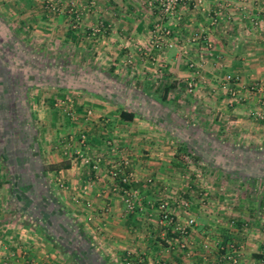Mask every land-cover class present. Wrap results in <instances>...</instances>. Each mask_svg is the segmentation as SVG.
Here are the masks:
<instances>
[{"label": "crops", "instance_id": "obj_1", "mask_svg": "<svg viewBox=\"0 0 264 264\" xmlns=\"http://www.w3.org/2000/svg\"><path fill=\"white\" fill-rule=\"evenodd\" d=\"M68 1L82 13L76 28L67 22ZM91 1L64 0L55 12L46 10L41 0H0V56L8 61V77L15 75L13 50L26 53L24 58L31 54L22 50L25 43L55 45L56 56L66 46L69 59L95 60L101 69L89 74L100 81L90 78L86 85L29 83L21 100L9 94L17 91L4 84L2 79L8 77L0 74V92H7L0 106L14 109L22 104L33 112L15 137L0 128V264H123L125 256L133 264H229L223 247L230 240L242 242L238 264H264V233L224 229L222 216L204 215L180 179L182 168L175 165L174 151L161 143L166 137L179 140L187 135L180 117L173 112L162 116L161 111L170 104L184 106L186 82L192 77L194 92L210 106L213 126L249 124L244 116L258 95L243 105L232 100L228 104L221 78L231 73L245 84L264 80V0H203L199 9L182 5L174 19H161L156 0ZM98 23L103 30L92 37ZM156 23L171 30L175 45L170 49L150 48V30ZM195 34L200 39L193 41ZM10 39L19 45L6 44ZM142 47L149 55L141 54ZM189 60L195 68L189 67ZM106 75L114 79L103 81ZM66 99L69 105L61 103ZM120 109L132 111L133 119H122ZM171 122L178 127L167 126ZM81 134L86 135L81 150L89 164L63 154L64 148L79 149ZM12 143H21V151L9 150ZM123 159L128 160L131 187L140 199L133 211L126 209L122 185L110 174ZM12 171L17 172L14 185L22 191H14ZM183 192L189 194V209L182 206ZM162 199L169 202L175 220L194 219L186 236L174 223H160ZM33 204L40 215L30 211ZM180 239L183 248L177 244Z\"/></svg>", "mask_w": 264, "mask_h": 264}, {"label": "rangeland", "instance_id": "obj_2", "mask_svg": "<svg viewBox=\"0 0 264 264\" xmlns=\"http://www.w3.org/2000/svg\"><path fill=\"white\" fill-rule=\"evenodd\" d=\"M41 1H43L42 6L46 10L58 12L60 9L58 5L64 0H48L52 4L48 8L45 7L47 4L46 0ZM73 6L74 4L68 1L64 8L67 22H69L70 26L71 19L74 17L73 10L75 9ZM189 6L196 9L192 4ZM76 12L81 16L80 14L82 13L80 11ZM2 20L4 18L0 17V21ZM97 25L99 26L101 24L98 23ZM91 36L94 37L96 35ZM20 39L18 38L17 41L19 42ZM10 40L6 44L16 48L18 43L16 44L13 39ZM206 47L207 50L208 48L211 49L209 45H206ZM26 49L31 53L26 58L23 57L26 53L18 51V48L13 50L11 66L12 72L15 75L11 76L12 78L8 77L7 73L9 72L4 69H7L6 63L8 61L5 60L3 54L0 56V74L4 73L8 77L6 84L12 86V89L17 91V93L11 91L14 93L13 96L18 95L19 90L25 93V85L29 83H38L43 86L55 85L56 87L58 85L59 87L57 88H66L69 85L73 86V84L86 85V83H89L90 78L96 79L97 81L101 79L99 76L89 75L92 71L93 73H96V71L100 72L101 69H99L98 61L84 60L82 59L83 57L76 61L69 59L66 53V46L63 47V52H61L62 54L60 56L55 55V51L58 48L52 44L45 45V47H38L34 43H29L28 45L25 43L22 50ZM145 50L148 51L149 49H143L142 47L139 51L143 54L142 51ZM84 73L85 75H83ZM224 77L225 75L221 78V81H223ZM85 78L87 80H83ZM239 78L238 89L240 90L239 95L241 98H232L224 88L223 90L227 96L224 101L229 104L232 100L231 102L233 104L243 105L246 100H249L253 96L257 97L258 95L256 102H254L249 111H246L247 115L244 116L245 120H249V124L243 123L235 125L233 129H227L226 126H223L222 124L224 122H221V126L218 124L213 126L210 120L212 117V113L209 110L210 106L203 104L202 99L194 92L195 78L192 77L186 82L187 91L184 95V106L175 107V104H170L171 108H163L161 111L162 116L169 117L173 112L176 116L180 117L187 135L184 136V139L179 140L173 137H166L161 140V143L168 147L166 149L172 148L171 151H174L176 155L174 158L177 160L175 165L182 168L180 170L182 174L180 179L183 180V183H186L187 191L191 192L192 196L201 204L204 215L222 216L219 221H221L224 229L231 228L233 229L232 231L235 229L240 231L252 229L259 234L264 233V117L256 116L255 111L263 110L264 112V109L260 106V102L264 100V80H252L245 84L240 76ZM111 79H114V77L106 75L102 80L111 81ZM189 81L194 82L192 90H189L187 86ZM256 84L263 87L262 92L246 90L247 87ZM0 85L2 86L3 84L1 83ZM26 93L28 94L29 91L27 90ZM259 93H262L261 96H259ZM207 95L206 98L208 99L209 95ZM16 97L18 98L19 96H15L14 98ZM0 100H2L1 92ZM209 100L212 101V99ZM24 106L21 104L14 109H5L3 106H0V128L4 127L5 132L3 134L8 135L7 137L12 134L14 137L17 136L18 132H21L20 128L25 127L27 118L30 115L33 116L30 108L27 106L25 108ZM172 107L174 108L172 109ZM226 116L227 119L228 115ZM12 120L16 121L13 123L14 125L11 124ZM169 125L178 127V124L173 122L167 126ZM8 143L10 142L7 139L6 144L8 145ZM21 143L17 145L16 143H12L9 145V150L21 151ZM12 147L13 149H11ZM14 169L16 170L15 167ZM15 173L17 172L12 171L10 173V180L14 187L13 175ZM17 183L18 181H15V184ZM15 188L14 191L18 192V190H21L17 186ZM188 195L187 192H183L182 197L186 198L190 205ZM189 205L186 208L189 209ZM38 209L35 204L30 205V211L32 213L38 215L40 211ZM35 220L33 219V221ZM227 225H230V227ZM230 241V243L239 245L242 243L237 240ZM226 243L227 241H225Z\"/></svg>", "mask_w": 264, "mask_h": 264}, {"label": "built area", "instance_id": "obj_3", "mask_svg": "<svg viewBox=\"0 0 264 264\" xmlns=\"http://www.w3.org/2000/svg\"><path fill=\"white\" fill-rule=\"evenodd\" d=\"M46 5L45 7L51 6V2L49 3L48 0H46ZM93 3V0L91 1ZM191 5L198 9L199 7H202L203 0H156V7L158 8L160 12L161 19H174V18H179V8L182 5ZM74 17L71 19V27L76 28L80 16L76 12V10H73ZM102 29V26L96 25L94 28H92L90 35H96L99 33ZM171 37V30L167 27H163L160 23H156L153 25L152 29L150 30V48L152 47L155 50L158 51H164L167 49H170L175 45L174 41L170 40ZM200 36L198 34H195L192 38L193 41L199 40ZM210 46V43H208ZM140 50V49H139ZM142 50V49H141ZM184 54H186V49H183L182 51ZM144 55L149 54V50L142 51ZM189 67H195V64L193 61H188L187 62ZM240 81V78L238 75L234 74H227L223 78L222 81V87L225 88L228 91V94L232 98H241L239 95L240 90L238 89V83ZM187 86L189 90H192L194 87V82L189 81L187 83ZM246 90H256V91H263V87L260 85H251L246 88ZM68 101V102H67ZM69 99L66 100H61L62 104H65L69 102ZM260 106L264 109V100L260 102ZM88 115L91 114V110H87L86 112ZM68 114L73 118L74 117V109L72 106L69 108ZM256 116H259L261 118L264 117V112L263 110L260 111H255ZM86 135L81 134L78 138L79 142V149L75 151H66V149L63 151L64 156L67 159H72L75 156L80 157L83 162L86 164H89L90 159L84 155L82 152V147L85 146L86 144ZM98 163V158L95 159L93 163V168H96V165ZM128 160L123 159L121 164L116 167V169H112L110 174L112 177L117 178L119 180V183H121V193H122V199L124 202V205L127 210L133 211L137 208V206L140 203L139 199V194L138 190L134 189L131 187V179L133 178V173L132 171L128 170ZM59 185L62 186L63 182L61 179H59ZM189 205L188 200L183 199L182 201V206L186 208ZM158 210H159V221L160 223H168L172 224L174 223L176 226V230L178 233L184 237L188 234L189 228L192 227L195 224V221L193 218H188L186 221L183 223H180L178 220H175L174 217L172 216L171 212L169 211V202L166 199H162L161 202L158 205ZM178 246L183 248L185 246V243L183 239H180L178 241ZM173 246V244H172ZM208 244L205 242L203 244V248H207ZM224 257L229 261V264H238V258L240 255V245H235L234 243L227 242L224 247ZM123 264H133L132 261L128 256H125L123 259Z\"/></svg>", "mask_w": 264, "mask_h": 264}, {"label": "trees", "instance_id": "obj_4", "mask_svg": "<svg viewBox=\"0 0 264 264\" xmlns=\"http://www.w3.org/2000/svg\"><path fill=\"white\" fill-rule=\"evenodd\" d=\"M0 79H2V76H1V78ZM6 78H4V79H2V81L4 82V84H6ZM2 81H0V83H2L3 84V82ZM7 85V84H6ZM8 86V85H7ZM9 87V86H8ZM10 93L9 94H11V91H9ZM7 92H4V91H2L1 92V94H2V96L4 97V95L6 94ZM17 96H19L18 98L21 100L22 98H24V91H22V90H19V93H18V95ZM102 98H106V96H104V97H102ZM134 113L132 112V111H128V110H126V109H120V111H119V116L122 118V119H125V120H132L133 119V117H134ZM27 119H29V117L27 118ZM16 121L15 120H12V125H14L13 123H15ZM11 124H10V126H11ZM13 128V127H12ZM29 128H31V127H29ZM25 133L27 134H30V132H29V130L28 131H25Z\"/></svg>", "mask_w": 264, "mask_h": 264}]
</instances>
